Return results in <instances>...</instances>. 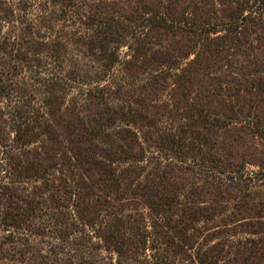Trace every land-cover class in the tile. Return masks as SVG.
<instances>
[{"label": "rangeland", "instance_id": "1", "mask_svg": "<svg viewBox=\"0 0 264 264\" xmlns=\"http://www.w3.org/2000/svg\"><path fill=\"white\" fill-rule=\"evenodd\" d=\"M0 264H264V0H0Z\"/></svg>", "mask_w": 264, "mask_h": 264}]
</instances>
